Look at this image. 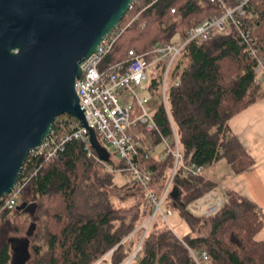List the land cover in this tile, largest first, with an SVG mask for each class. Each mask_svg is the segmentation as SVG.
<instances>
[{"label": "trees", "instance_id": "1", "mask_svg": "<svg viewBox=\"0 0 264 264\" xmlns=\"http://www.w3.org/2000/svg\"><path fill=\"white\" fill-rule=\"evenodd\" d=\"M241 1L224 3L234 8ZM151 2L137 3L128 12L120 24L125 31L101 69L126 61L132 49L144 53L222 14L219 5L207 0H158L142 12ZM249 4L243 23L257 40L258 58L246 52L232 24L211 41L190 43L173 69L167 95L170 118L161 101L152 111L162 136L147 132L143 125L132 130L143 142L136 162L151 175V186L159 198L169 183L175 158L168 153L162 159L153 152L163 146V138L175 148L174 130L185 164L207 168L226 160L238 174L254 164L229 127L231 119L263 97L256 69L258 60H264V0H250ZM177 79L178 87L173 85ZM149 90L160 97V74L152 76ZM77 124L76 119L61 116L53 129L61 136ZM93 153L98 156L95 150ZM27 163L33 169L36 162ZM124 167L115 152L100 163L88 155L82 143L69 144L58 160L24 187L13 211L0 210V264H95L111 251L112 264H122L133 252L132 235L144 232L141 226L155 211L132 173L121 172L119 181L108 170ZM216 187L203 176L186 177L179 168L166 204L196 234L181 239L193 249L208 252L212 264H264V241L256 240L264 228V216L255 203L227 192L226 206L209 218L188 211L190 204ZM127 202L131 204L127 206ZM24 203L36 208L19 210ZM37 218H44L45 244L37 241ZM205 227L209 231L199 234ZM181 239L156 219L134 264H195Z\"/></svg>", "mask_w": 264, "mask_h": 264}, {"label": "built area", "instance_id": "2", "mask_svg": "<svg viewBox=\"0 0 264 264\" xmlns=\"http://www.w3.org/2000/svg\"><path fill=\"white\" fill-rule=\"evenodd\" d=\"M146 1L135 0L130 11L133 10L135 4ZM157 1L152 0L151 3L142 9V12L152 7ZM207 2L219 5L222 8V14L213 15L202 24L179 36L176 40L159 43L144 53H139L132 49L129 51L126 61L108 66L105 69H101V64L125 30L119 27L103 40L98 51L82 64L83 76L76 82V92L85 115L87 127H83L78 122L75 127L71 126L74 128L73 130L61 136L57 135V132L53 129L44 143L29 153L27 161H35V167L31 169L26 161L22 168L23 177L19 180L15 190L6 196L7 199L5 197L0 198V210L13 211L18 205V198L24 187L33 177L37 176L40 170L58 160L71 143H82L88 155L101 163L100 158L94 155V149L90 141V131L93 130L102 145L104 143L110 147L125 165L121 170L108 168L111 174L116 177L121 172L132 173L155 207L154 214L141 226L144 229L141 247L122 264H134L156 219H160L172 230L169 219L174 216L175 212L166 204V197L172 191L173 181L179 168H183V174L186 177H201L205 172V167L197 166L193 163L185 164L180 152L177 134L173 129L175 148H172L169 141L163 138V146L166 151L161 155V158L164 159L168 153H171L175 158L174 169L162 196L160 198L156 196L155 190L151 186V175L148 171L141 170L136 162L140 154L139 148L143 146V142L139 137H135L132 134V130L139 125H143L147 132L156 131L159 135H161V132L153 118L150 100L140 95L137 89L146 83H150L153 75L160 74V99L169 115L167 95L172 87L171 77L175 64L186 47L192 42L205 43L211 41L216 33L225 32L230 24L237 29L239 38L246 47V52L254 58H258L259 55L257 40L252 36V31L246 28L243 23L246 9L250 6V0H243L234 8L228 7L224 0H207ZM172 12L175 13V10ZM141 13L137 14L134 20ZM147 23V21L144 22V26ZM256 75L257 85L262 87L264 85L263 59L258 60ZM173 85L178 87L180 80L177 79ZM125 92L131 94L129 103H124L123 94ZM227 192L223 186L209 189L205 195L188 206V211L198 217L209 218L226 206L229 200ZM172 231L174 232V230ZM178 238L181 239L180 237ZM181 241L183 242L182 239ZM184 244L188 248L195 264H212L208 252L193 249L186 243ZM113 252H109L97 264H100L106 258L108 263L112 264Z\"/></svg>", "mask_w": 264, "mask_h": 264}, {"label": "water", "instance_id": "3", "mask_svg": "<svg viewBox=\"0 0 264 264\" xmlns=\"http://www.w3.org/2000/svg\"><path fill=\"white\" fill-rule=\"evenodd\" d=\"M135 0H0V198L16 188L29 153L68 115L87 127L76 92L82 64L120 27ZM98 157L111 153L97 134ZM26 203L19 210H34Z\"/></svg>", "mask_w": 264, "mask_h": 264}, {"label": "crops", "instance_id": "4", "mask_svg": "<svg viewBox=\"0 0 264 264\" xmlns=\"http://www.w3.org/2000/svg\"><path fill=\"white\" fill-rule=\"evenodd\" d=\"M149 88L150 83H146L145 87L143 85L138 88L137 92L139 89H144L151 99L155 98ZM261 93H263V97L229 122L232 133L254 160V164L238 174L226 160H220L211 167L205 168L203 178L217 187L223 186L228 192L237 193L255 203L264 216V85L261 87ZM123 98L124 103H129L131 94L125 92ZM158 99L161 101L160 97ZM157 105H151L152 109ZM155 150H159V152L156 154L154 151L153 154L161 156L164 153V146H159ZM256 240L264 241V228L257 235Z\"/></svg>", "mask_w": 264, "mask_h": 264}, {"label": "rangeland", "instance_id": "5", "mask_svg": "<svg viewBox=\"0 0 264 264\" xmlns=\"http://www.w3.org/2000/svg\"><path fill=\"white\" fill-rule=\"evenodd\" d=\"M202 3L205 4L204 2H202ZM144 87H145V85H144ZM138 93L140 95H143V96H146L147 95L146 97H148L149 100L151 99V96L148 93H146L144 89H139L138 90ZM159 102L160 101H159L158 98H156V99L155 98H152L150 100V105L154 106L155 104H158ZM64 117L68 118L69 116L64 115ZM103 146L108 151H110V153H112L114 155V151L110 147L106 146L104 143H103ZM160 150H162V149H160ZM158 152H159V150H157V151L155 150V153L156 154H158ZM115 158H117V157H115ZM112 176L116 180H119V181L122 180L121 176H119V175H117L116 177L114 175H112ZM130 204L131 203H128V202L126 203L127 206H129ZM43 220H44V218H37L36 219V223H37V231H36V233L38 232V236H39V238L37 239V241L40 244H45L46 243L45 237H44V232H43V224H42L43 223ZM169 224L172 227V230H174L175 234H177V236L180 237V238H185L186 236L192 235V233H193L191 231L188 223L185 220H183L179 214L174 213V216L169 219ZM150 231L148 232L147 236L150 234ZM204 231L205 232H208L209 231V228L208 227H205L204 229H201L199 231V234L204 233ZM193 235L195 236L196 234L193 233ZM132 236H133L132 237L133 239L131 241H134L135 242V245H134L133 252H132L131 255H133L134 252H136L137 249H139L141 247V242H142V239H143V236H144V232L142 234L140 233L138 235H132ZM32 241H35V240H32ZM95 264H97V263H95ZM100 264H109L107 258L105 260H103L102 262H100Z\"/></svg>", "mask_w": 264, "mask_h": 264}, {"label": "bare ground", "instance_id": "6", "mask_svg": "<svg viewBox=\"0 0 264 264\" xmlns=\"http://www.w3.org/2000/svg\"><path fill=\"white\" fill-rule=\"evenodd\" d=\"M21 174H22V172H21Z\"/></svg>", "mask_w": 264, "mask_h": 264}]
</instances>
